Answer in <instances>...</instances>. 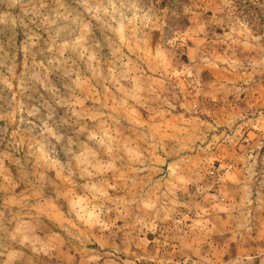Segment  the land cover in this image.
Segmentation results:
<instances>
[{"label":"rangeland","instance_id":"obj_1","mask_svg":"<svg viewBox=\"0 0 264 264\" xmlns=\"http://www.w3.org/2000/svg\"><path fill=\"white\" fill-rule=\"evenodd\" d=\"M264 0H0V264H264Z\"/></svg>","mask_w":264,"mask_h":264},{"label":"built area","instance_id":"obj_2","mask_svg":"<svg viewBox=\"0 0 264 264\" xmlns=\"http://www.w3.org/2000/svg\"><path fill=\"white\" fill-rule=\"evenodd\" d=\"M262 139L264 140V133L262 134Z\"/></svg>","mask_w":264,"mask_h":264}]
</instances>
